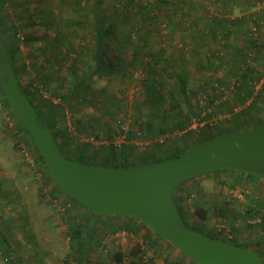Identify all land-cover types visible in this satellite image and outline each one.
Here are the masks:
<instances>
[{
	"label": "rangeland",
	"instance_id": "obj_1",
	"mask_svg": "<svg viewBox=\"0 0 264 264\" xmlns=\"http://www.w3.org/2000/svg\"><path fill=\"white\" fill-rule=\"evenodd\" d=\"M45 1L14 0L11 4L8 2L1 11L2 15H6L19 26L21 40L19 41L20 50L16 58L17 67L22 82L30 83L31 81L36 89L33 93L35 103H38L42 98L50 99L51 97L53 101H57L58 99L53 97L52 93L57 92L59 89L65 91L69 85L68 81L74 78V73L69 70L70 65L72 66L71 60L60 66L56 56L50 55L49 51L41 50L53 38L54 34L52 30L40 25L39 22L46 16L49 21L59 18L67 19L64 17L65 12H62L61 16L57 10L51 12L49 4H46ZM119 1L102 0L100 5L110 11L113 2L117 3ZM172 1L174 3L179 2L181 5L184 0ZM94 3L95 0H86L85 5L91 7ZM199 3V8L202 10L199 11L198 9V11L202 14L205 11L209 14L215 13L216 9L225 12L229 8L228 6L232 5L231 17L241 15L251 17L246 19V23H240L234 27L235 32L228 41H233L238 47L241 46L244 49L251 50L254 56L258 57V63H260L257 65L258 72H263L264 75V67L262 66L264 64V0H229L227 5L220 0H201ZM149 7H152V10L154 9L153 4ZM134 8L133 5L125 7L124 11L127 16L124 17V14L119 13L117 19L119 21H122L123 18L133 20ZM191 18L194 19L195 16L191 14L186 19L184 18L183 22L186 24L183 25L182 29L171 26V28H174V33L171 35L170 45L163 52L164 55L170 54L172 51L176 52L174 53L176 59L181 54L179 58L187 61L184 66L185 69L192 72L190 104L182 99L179 106L170 112L172 121L182 119L183 115L189 111V105L195 104L200 94L196 91L198 84L206 81L208 87H210L211 84L213 85L216 82V78L214 79L212 75L215 77L225 75L226 71L231 69L229 65H233L234 61V55L231 54L230 48L228 49L224 43L220 44L223 40L221 33L220 38H211L207 41L200 35L201 22H198L197 25L199 28L198 31L196 30V38L191 40L190 29H188L189 21H191L189 19ZM165 19L166 17L163 15L160 16L161 21ZM177 19H179V22L181 20L180 17L176 18L175 24H177ZM168 26L166 28L161 25L159 35L154 34L153 39L161 38L163 35L167 36ZM254 26L257 27L255 32L251 29ZM83 30L87 31L88 28L85 27ZM78 35L80 37H75V43H78V52L76 53L82 55L83 51L79 45L83 33L79 31ZM166 36H164L165 40ZM26 39L29 40L26 41ZM181 41H185L186 45L179 46L181 49L176 50V44ZM191 42L195 46H192ZM219 44L223 47L221 48L222 52H219L222 60L221 67L214 69L216 66H211V69L207 71V65H205L207 58L204 56V51L209 46L214 48ZM229 45H231V42L228 43ZM159 49H161V46L154 48L158 51ZM113 50L117 53V44H115ZM114 52L110 51L112 55ZM131 53L132 49L123 53L122 58L125 63L130 61ZM85 58L74 66L77 75L87 71L89 73L91 70V67L86 64ZM89 58L90 63H93L92 57ZM20 62L25 63V71L21 69ZM214 62L217 65L214 59L212 65ZM135 67L128 68V70H135L130 78L124 77L123 80H112L110 84V91L118 96L119 104L125 110L123 111L124 114L121 112L115 114L112 107L111 112H103L100 108L101 98L99 92L108 81L101 78L92 82L89 89V92H92L89 103H86L81 110H76L74 114L69 112L64 126L62 125L67 127V132L73 137L68 148L73 144L80 146L82 143H87L85 151L90 154L96 145L107 141L105 133L112 132L114 134L112 125L115 126L116 121L118 125L121 123L123 130L131 127L135 131L136 137L134 136L132 140L139 151H142L146 145L151 143V137L142 138L138 130L137 124L146 117L143 111L149 112L150 109L145 105V98L141 90L138 89V79L142 76L140 66ZM193 73L197 74L193 76ZM232 78H224L225 84L231 81ZM263 80L264 78L256 84V89L261 87ZM47 88L50 89L47 90ZM208 89L211 91V88ZM225 95L228 99H233L231 92L226 91L223 96ZM2 98L3 95L0 91V231L4 234V243L8 244L6 246L8 249H5V251L0 250V264H117L113 259V254L118 250L122 253V261L118 264H189L184 260L189 256L185 257L178 247L159 238L150 230L149 226L140 225L136 232L122 229L127 218L121 216L115 217L111 222L103 221L96 224V230L84 243V251L81 250L82 247L76 241L78 238H74L73 234H75L78 225L79 227L86 226L84 219L88 215L87 209L74 202L68 192L56 183V179L51 176L47 167L40 161L32 143H27L22 137L17 119L7 112L1 100ZM248 101L245 104H239L234 111L235 114L239 113L248 104ZM139 103L142 104L143 111H139L136 107ZM213 104H206L205 107V110L209 107L213 112H216L209 120H196L190 122L187 128L177 129L173 132L167 130L157 131L156 141L165 138V136H170L184 151L192 143L198 142V144H201V142H206L210 134L216 133L219 129H233L234 131L235 129L251 126L248 122L246 124L242 122V125L235 126L232 121H225V116L231 117L230 112L227 109L220 111V108L216 106L217 104ZM258 104L260 105L258 108L254 107L251 110L253 115L255 110L264 108H261V105H264V94L259 98ZM196 107L198 106L196 105ZM88 115H96L107 121L108 125L103 124L96 130L97 132H91L89 128L86 131H78L73 121ZM260 115L264 118V111ZM192 119L194 118L192 117ZM215 120L216 122H214ZM219 120L221 122H218ZM159 121L165 126V123ZM207 121L217 123L219 126H215L210 132L207 131L208 133L200 135L196 127L204 125ZM188 129L193 132L190 135H184ZM97 133L100 134L98 138L95 137ZM184 136L186 140L182 139ZM197 138L199 139L196 140ZM124 140V136L117 134L113 138V143L119 145ZM68 148H65V150L69 151ZM98 157L97 159L100 160L101 158ZM236 178L237 174L235 172L225 171L202 175L182 184L180 187L187 194L182 202L185 205L183 206L185 219L191 226L213 230L225 239L245 245L250 249H262L264 255V226L262 225L264 217V179L243 177L239 183H234ZM107 217H114V215ZM257 217H260L261 220H255ZM111 224H115L117 227L120 225L121 227L119 230L112 232ZM85 226H83V230ZM148 233H150V236L147 237ZM79 237L83 238V235L81 234ZM82 255L85 256L82 257Z\"/></svg>",
	"mask_w": 264,
	"mask_h": 264
},
{
	"label": "trees",
	"instance_id": "obj_2",
	"mask_svg": "<svg viewBox=\"0 0 264 264\" xmlns=\"http://www.w3.org/2000/svg\"><path fill=\"white\" fill-rule=\"evenodd\" d=\"M13 1L14 0H0L1 43L9 57L10 69L17 77L19 88L23 93L26 94L29 101L31 102L37 113V119L40 124L52 132L60 151L67 158L75 159L90 165H102L107 167L129 169L138 166L156 164L157 162L164 159L180 157L187 150L197 145L198 142L194 141V144L192 143L191 146L183 151V149L181 150L180 146L175 141H173L170 136H165V138L163 137L162 139L156 141L157 139L155 138H157V131L163 132L167 130L173 132L177 129L187 128L190 122L192 123L196 120H209L214 116V114H216V112H213V110H211L209 107L205 110V107L210 103H214L213 105L217 104L216 106L220 108V111H225V109H227L230 112L231 117L229 118L225 116V121H232L235 126L242 125L243 123L246 124L248 122L251 124V126L238 130L235 129L234 131L233 129H219V131L216 133H211L206 142L223 133L249 130L264 121V118H262L260 115V113L264 111V105H261V108L263 109L255 110L254 115L251 113V110H253L254 107L258 108V106H260L258 101L261 95L264 94V80L262 81L261 87L256 89V84L260 82L262 78H264L263 72H258L257 70V65L260 64L258 63V57L256 55L254 56L251 50L246 48L244 49L241 46L238 47L233 43V41H228V39L232 37L235 32L234 27L240 23H246V19H250L251 17H247L246 15L231 17L230 10L232 5H229V8L225 12L217 11L216 9L215 13L209 14L205 11V13L202 14L199 12L202 10L199 8V1L201 0H184L181 2V5L179 2H171V0H118L119 2L117 3L113 2L110 7V11L100 5L102 0H95V3L91 7L85 5L86 0H46L45 3L49 4V10L51 12L57 10L59 15L62 12H65L66 15H64V17L67 19L59 18L51 19L49 21L46 19V16L42 21L39 22L40 25L52 30L54 34L53 38L50 39L41 50L49 51L50 55L56 56L60 66L66 61L71 60L73 67L70 65L69 70L74 73V78L68 81L69 85L66 87L65 91L59 89L57 92L54 91L52 93L53 97L58 99L57 101H53V98L51 97L50 99L42 98L38 101V103H35L33 93L36 89L31 84V81L30 83L22 82L19 73L20 71L17 67L18 63L16 58L20 50L19 41L21 40V36L19 35V26L12 19L10 20L9 17L2 15L1 13L3 7L8 2L11 4ZM220 1L225 3V5H227L229 2V0ZM151 4L154 6L153 10L151 9L152 7H149ZM130 5L135 6V12L133 13L134 19L125 20V18H123L124 20L122 19V21H119L117 19L119 13L124 14V17L127 16L124 9ZM130 9L128 10L132 12ZM191 14L195 16L194 19H189L191 21H189L190 24L188 29H190L189 32L191 35V40L196 38V30L198 31L199 28L197 25L198 22H201L202 27H200L199 30L200 35L203 36V38L207 41L211 38H220L221 33L223 40L220 44L224 43L228 49L230 48L231 54L234 55V61L233 65H229L231 69H228L225 75L218 77L212 75L214 79L216 78V82H214L213 85L211 84L210 87H208V83H206V81L198 84L196 91L201 95H198L195 104L189 105V111L185 113L186 115H183L182 119L178 121H172L170 112L179 106L182 99L186 100L190 104L189 98L191 95L190 92L192 91L190 89V79L192 77V72L188 71V69H185L184 66L187 64V61L185 59L179 58L181 54L176 59L174 57V53L176 52L172 51L167 55H164L163 52L164 49L170 45L169 42L172 38L171 35L174 33V28H171V26L173 25L172 27L175 28L177 26V28L179 27L182 29L183 25L186 24L183 21ZM161 15L166 17L164 21L160 20ZM179 17L181 19L180 22L179 19H177V24H175V19ZM168 23L170 27L168 26ZM161 25L166 28L168 26V30L166 31L168 33L167 36L163 35L161 38L153 39L154 34L159 35ZM85 27L88 28L87 31L83 30ZM251 29L255 32L257 27L254 26ZM79 31L83 33L80 40L81 44L79 45L83 51L82 55H78L76 53L78 52V43H75V37H80L78 35ZM164 36H166V40L164 39ZM27 40L29 39H26V41ZM229 42H231V45L228 46ZM114 43L118 45L117 53L114 52L115 49L113 50L115 46ZM220 44L214 48L209 46L204 51V56L207 58V63L205 64L207 65V71L211 69V66H216L214 69L221 67L220 64L222 63V60L220 59L219 52H222L221 48L223 47ZM145 45L148 47V49H146ZM184 45H186L185 41L178 42L176 44V50H180L181 48L179 46ZM191 45L195 46L192 42ZM157 46H161L159 51L154 50V48ZM129 49H132V53L130 54L131 59L128 63H125L123 61L124 59L122 58V55ZM110 51L114 52V54L112 55ZM89 57H92L93 63H90ZM84 58L86 64L91 67V70L89 73L87 71L82 72L81 75H77L75 73L74 66ZM213 59L217 62V65H215V62L212 65ZM20 64L21 69L25 71V63L20 62ZM135 66H140V71L142 72V76L140 79H138V89L141 90L145 98V105L150 109L149 112L143 111L142 104H137L136 107H138L139 111H143L144 115L146 116L141 122L139 121L137 124L139 127L138 130L141 133L142 138L151 137V143L146 145L142 151H139L132 140L134 136L136 137L134 133L135 131H133L131 127L123 130L122 125H120L121 123L118 125L116 121L115 126L112 125L114 134H112V132L105 133L104 135L107 141L105 143L96 145L90 154L85 151L87 143H82L80 146L73 144L70 147L71 149L68 148L73 137H71L67 132V127H63L66 116L69 112L74 114L76 110H81L83 106L86 105V103H89L92 95V92H89V89L92 86V82L101 78H105L108 81L105 87L99 92L101 98L100 108L103 110V112H111L110 110L112 107L115 114H118L119 112L124 114L123 111L125 110L121 108L118 96H115L116 94H114L113 91H110V84L112 83V80H123L124 77L130 78L135 70H128V68H136ZM262 66L264 67V64ZM196 74L197 73H193V76ZM229 77L233 78L231 81L225 84L224 78L228 79ZM208 88H211V91H209ZM49 89L50 88H47V90ZM0 91L3 95V98L1 99L3 105L7 112L17 119L19 131L22 137L27 143H32L40 161L47 167L51 176H53L39 149L37 148L32 135L23 126L11 108L2 89L1 79ZM226 91L232 93L233 99L230 100L226 97V95L223 96ZM247 101L248 104L244 106V108L241 109L239 113L235 114L234 111L239 106V104H245ZM196 105L198 107H196ZM192 117L194 119H192ZM159 120L165 123V126H163ZM221 120L218 122H221ZM214 122H216V120ZM214 122L207 121L204 125L197 126L196 128H198L199 134L201 135L203 133H208L215 126H219ZM73 123L78 131H86L87 128H89L91 132H97L96 130L99 129L103 124L108 125L107 121L100 119L96 115H88L86 117H82L81 119H75ZM192 132L193 131L191 129H188L184 135H190ZM117 134L125 137V140L119 145L113 143V138H115ZM95 137H100V134L97 133ZM182 139L186 140L185 136ZM198 139L199 138L196 140ZM65 148H68L69 151H66ZM97 157L101 159L99 160ZM225 171H232L237 174V178L235 179L234 183H239L243 177H248L250 179H264L263 176L254 175L235 169L218 168L201 172L180 182L175 186L172 197L178 207L182 219L188 226L190 224H188L186 221L185 213L183 211V206L185 205L182 204L187 194H185L184 190L180 186L185 182L202 175ZM56 183L58 182L56 181ZM68 194L71 196L74 202L85 207L88 211V215L86 219H84L86 221V226L82 225L79 227L78 225L75 234H73L74 238H78L76 241L78 242V245L82 247L81 250H83L85 247V241L88 240L90 235L96 230V224L103 221L108 222L109 220H107V216L109 215L95 214L76 197L72 196L70 193ZM111 215H114V217L121 216L127 218L122 228L125 231L136 232V230L140 228V225L148 226L134 216L119 214ZM111 225L112 232L119 230L121 227L120 225H118V227L117 225L115 226V224ZM262 225L264 226V217L262 219ZM83 226H85L84 230ZM189 227L197 229L212 238L228 241L248 248L245 245L225 239L219 235V233L213 230H204V228L194 227L191 225ZM150 230L159 238L171 243L169 240L162 237L151 228ZM81 234L83 235V238L79 237ZM148 236H150V233H148L147 237ZM7 245L8 244L4 243V234H2L0 231V250L5 251V249H8V247H6ZM174 246L177 247L176 245ZM253 249L259 255H261L264 260L263 250L259 248ZM180 252L185 257H187L184 252L181 250ZM84 256L85 255H82V257ZM113 259L117 264L120 263L122 261L121 251L118 250L114 252ZM189 264L198 263L191 259Z\"/></svg>",
	"mask_w": 264,
	"mask_h": 264
},
{
	"label": "water",
	"instance_id": "obj_3",
	"mask_svg": "<svg viewBox=\"0 0 264 264\" xmlns=\"http://www.w3.org/2000/svg\"><path fill=\"white\" fill-rule=\"evenodd\" d=\"M0 79L5 96L32 135L59 185L98 215H130L176 245L198 264H264L256 251L189 227L172 193L177 184L212 169H235L264 177V121L195 145L177 158L129 169L90 165L67 158L42 126L19 88L0 40Z\"/></svg>",
	"mask_w": 264,
	"mask_h": 264
},
{
	"label": "crops",
	"instance_id": "obj_4",
	"mask_svg": "<svg viewBox=\"0 0 264 264\" xmlns=\"http://www.w3.org/2000/svg\"><path fill=\"white\" fill-rule=\"evenodd\" d=\"M115 217H107V220L109 221H113ZM186 263H190L191 262V259L189 257H187V259L185 258L184 259Z\"/></svg>",
	"mask_w": 264,
	"mask_h": 264
},
{
	"label": "built area",
	"instance_id": "obj_5",
	"mask_svg": "<svg viewBox=\"0 0 264 264\" xmlns=\"http://www.w3.org/2000/svg\"><path fill=\"white\" fill-rule=\"evenodd\" d=\"M255 220H257V221H260V220H261V218H260V217H257Z\"/></svg>",
	"mask_w": 264,
	"mask_h": 264
}]
</instances>
